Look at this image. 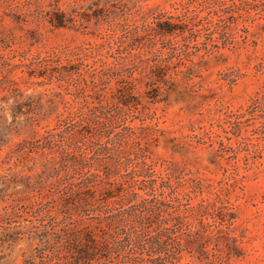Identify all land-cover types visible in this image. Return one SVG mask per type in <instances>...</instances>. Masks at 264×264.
<instances>
[{
	"label": "rangeland",
	"instance_id": "1",
	"mask_svg": "<svg viewBox=\"0 0 264 264\" xmlns=\"http://www.w3.org/2000/svg\"><path fill=\"white\" fill-rule=\"evenodd\" d=\"M50 1L0 0V264H42L44 232L52 218H63L59 205L37 218L28 208L40 194L47 202L55 182L42 152L28 155L31 143L76 119L83 106L110 103L117 73H133L139 105L128 122L135 136L116 147L108 169L131 176L127 158H135L138 141L157 187L169 182L167 196L195 209L219 196L236 215L237 242L181 235L175 264H214V255L222 264H264V0H60L68 14L108 11L87 28L62 29L36 16ZM159 14L201 29L199 44L170 36L165 47L144 27ZM156 58L170 66L171 85L151 102L146 75ZM143 187L135 186L141 197ZM187 208L181 214L197 223ZM98 257L99 264H138L149 253L113 247Z\"/></svg>",
	"mask_w": 264,
	"mask_h": 264
},
{
	"label": "trees",
	"instance_id": "2",
	"mask_svg": "<svg viewBox=\"0 0 264 264\" xmlns=\"http://www.w3.org/2000/svg\"><path fill=\"white\" fill-rule=\"evenodd\" d=\"M59 2L50 1V10L39 11L38 20L48 22L54 29L87 28L86 23L105 18L108 13L99 9L91 14L75 11L76 14H68L61 10ZM190 23L183 22L181 17L159 14L152 25L144 27L146 31L154 32L165 47L170 44L167 40L170 36L182 37L185 46L189 47V39L193 38L197 45L202 35V30L192 28ZM206 52L209 54L211 50L206 49ZM153 62L155 65L146 75L150 88L146 95L151 102H158L161 101V89L167 87L165 90H170L171 82L167 77L171 68L165 60L156 58ZM41 66L47 69L44 64ZM55 72H59L58 68L52 70L53 74ZM116 76L120 88L110 103L103 105L100 101L97 106H83L76 119L63 121L57 129L31 143L29 148L28 155L42 152L44 166L50 170L55 182L48 187L47 202L40 194L35 204L28 208L35 210L36 218L49 215L50 209L58 205L63 214L62 220L52 218L44 232L40 251L46 256L42 257V264H99L101 257L98 255L113 247L118 251L129 249L132 254L148 252L149 258L138 264H175L183 252L181 235L214 240L218 245L237 242L233 208L223 203L219 196L212 202L201 201L196 209L190 207V203L182 204L179 199L167 196L165 189L169 182L161 179V185L157 187L159 179L147 162L149 157L140 142H135V158L131 155L127 158L132 164L131 176H115L108 169L106 160L113 158L116 147L125 138L135 136V128L128 126V122L137 119L131 114L138 112L139 105L132 94L133 73L129 76L117 73ZM49 164L51 167L48 168ZM101 176H106L105 181L99 180ZM139 184L144 186L145 197L136 192L135 186ZM171 193L174 195V190ZM168 197L171 200L167 201ZM182 206H188L185 213L191 212L197 223L181 214ZM86 222H97V226L92 229L85 225ZM49 236H55V241H50ZM214 262L223 263L217 255H214ZM28 264H35L34 259Z\"/></svg>",
	"mask_w": 264,
	"mask_h": 264
}]
</instances>
